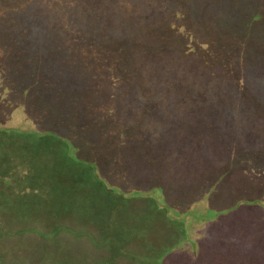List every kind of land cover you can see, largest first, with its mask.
I'll return each instance as SVG.
<instances>
[{"label": "trees", "instance_id": "trees-1", "mask_svg": "<svg viewBox=\"0 0 264 264\" xmlns=\"http://www.w3.org/2000/svg\"><path fill=\"white\" fill-rule=\"evenodd\" d=\"M37 1L36 6L41 5L45 9H31L30 12L31 15L39 17L41 32L38 46L39 49L42 46L45 53L44 55L42 51L43 75L47 68L55 67L58 69L54 74L60 79L57 83L62 86L77 85L69 82L72 78L69 73L76 74L79 69L77 63L72 62V57H79L88 48L91 49V45L96 42L103 43L104 45H100L104 51L106 48L109 50L111 46L121 47L123 43L131 41L143 44L142 48L136 44L131 78L123 79L117 85L118 93L114 98L109 97L104 89L107 115L111 114L110 106L114 102V115L125 109V120H130V117L143 119L146 114L145 120L157 123L164 120H181L185 129L195 122L206 124L203 127L199 125L202 140H197L193 132L188 130L189 133L184 135L185 138H190L187 139V144L176 134L177 122L167 125L171 137L166 140L167 146L164 144L160 151L165 154L163 161L166 173L173 178L164 179L162 183L165 185H172L170 180H174L177 175L182 188L185 187L187 182L184 184L182 175L178 174L184 166L186 169L194 168V173L186 172L187 178L197 175L201 181L200 185L207 187L215 172L232 171L224 168L231 166L229 164L232 163L227 162L229 158L243 162L245 158H249L245 153L248 150L258 151L260 147L264 151V146L261 147V142H258L263 139V128L256 123L257 120H264L260 113L264 108V0H252L253 3H258L255 10L249 6V0H48L47 6L44 0ZM186 8L192 14V21L198 25V31H194V26L189 25V21H184L182 12ZM170 14L175 16L171 21ZM146 26L152 29L148 32L134 31H143ZM257 26L262 27L260 33L255 30ZM217 32L226 33L224 36L231 38L228 45L246 48V55L242 57L236 54V51L225 50L219 46H226L227 43L222 41L223 38H217ZM206 34L208 36H204ZM199 37H204L206 42L203 45L200 43L199 48L193 47ZM27 40L33 42L32 38ZM204 45L206 51L202 54L200 50H204ZM209 49L212 51L208 52ZM141 50L142 52H138ZM219 52L221 57L216 56ZM104 55L106 62L116 56L111 52H105ZM117 57L120 65L117 62L108 64L105 76L97 75L94 83H91L94 88L103 87L105 78L110 79L112 74L119 72L120 67L123 69L121 65L125 63L124 57ZM233 71L236 74H233ZM90 79L93 81L92 77ZM120 93H123V97L131 99L124 108L120 106ZM103 119L105 120L104 116ZM5 136H8V132L0 133V142L6 139ZM52 144L57 149L58 146L61 148V145L65 148L61 150L66 156H60L67 165L74 164L80 167V170L86 166L88 176H84L85 183L90 182L96 189L106 193L107 200L112 204L120 199L128 202L132 197H151L155 201L151 208L157 213L159 220L154 221L157 217L150 215L147 207L143 206L135 213L139 217L142 214L150 216V233L147 234L146 226L145 234L140 235L134 232L135 226L121 225L116 226L120 229L113 235L109 228L100 223L101 219L73 220L62 218L63 215L57 213L46 214L39 208L38 202L28 201L29 197L35 196L34 192L10 198L9 190L1 186L7 175L3 168H0V264H170L172 256L178 257L174 264H194L193 260L197 256L202 257V264H234V261H225L219 246H214L208 252L197 244L195 250L181 246L183 239H176L172 235L174 228L170 223L163 221L164 216L159 213H164L171 220L170 212L188 216L190 212L176 211L167 200L166 193L160 195L161 202H157L155 192L158 190L161 194L164 191L163 185L156 186L153 183L146 190L136 191L131 188L127 196L116 188L106 187L105 179L99 174H94L93 168L97 163L92 153L96 151L91 144L80 140L76 145L70 139L58 138L55 132L53 138L46 141L42 147L48 150ZM67 145L71 146V151ZM88 145L91 149L86 148ZM192 146L198 148L189 150ZM231 152L236 155H231ZM236 174L233 177L239 182L254 179L260 182L261 186L264 185V175L258 174L252 165ZM175 189L173 186L169 190L172 203L176 202ZM245 192L246 190L243 193L224 191L223 198L239 195L241 197L237 196L239 198L235 200L236 205L249 203L250 200L244 198L249 197ZM37 197H41V194L38 193ZM117 207L118 205L114 208ZM230 210L232 207H224L218 211L210 208L208 213L220 216ZM184 217L177 219V223L185 222ZM194 218L187 220L188 223ZM155 224L158 230L153 228ZM167 230L172 231L170 239L156 244L151 235L156 236L159 231L164 233ZM121 241L124 244L132 242L130 244L135 247L129 251L125 246L120 247ZM68 243L73 244L74 249L76 245H81L79 255L85 256L67 259L66 256L72 252L62 251V245ZM218 243L224 245L222 241ZM109 244H116V247L106 248ZM202 251L207 253L202 254ZM176 253L179 256H176ZM260 256L258 253L248 259L251 256L247 255L248 260H245L237 252L236 264L260 263ZM190 258L193 260L187 261Z\"/></svg>", "mask_w": 264, "mask_h": 264}, {"label": "rangeland", "instance_id": "rangeland-1", "mask_svg": "<svg viewBox=\"0 0 264 264\" xmlns=\"http://www.w3.org/2000/svg\"><path fill=\"white\" fill-rule=\"evenodd\" d=\"M37 3V0H0V133L8 132V136H5L6 139L0 142V168H3V172L7 175V182L5 179L1 186L9 190L10 198L14 199L18 195L33 194L32 192H34L35 196L29 197L28 201L30 203L38 202L39 208L46 214L57 213L63 215L62 218L73 220L101 219L100 223L109 228L108 230L112 234L120 229L116 226L121 225L135 226L134 232L140 235L145 234L146 226L147 234L150 233L151 230H148L150 216L142 214L139 217L135 212L146 206L149 214L157 217V213L151 208V204L155 201L151 197L147 199L130 196L132 198L128 202H123L124 200L120 199L112 204L107 200L106 193L96 189V186L90 182L85 183L84 176H88L86 166L80 170V167H76L74 164L67 165L62 161L60 155L66 156V153L61 150V148L65 150L62 145L57 149L52 144L51 147L48 146L51 149L44 150L42 146L53 138L55 132L58 138L70 139L76 145L81 140L94 147V151L98 153H92L97 163L93 171L96 176L99 174L105 179L106 187L116 188L128 196V191L131 188L136 191L146 190L153 183L156 186L163 185L164 191L161 194L158 193V190L155 192L157 202L160 203V197L166 193L167 200L176 208V211L179 213L190 212V216L170 212L171 220L164 213H159V215L163 214V221L170 223L174 228L172 235L176 239H183L180 243L181 246L195 250L196 246L200 245L207 252L214 246H219L225 261H234V264L237 263L235 259L237 252L245 260L251 259L254 254L259 253L261 262L257 264H264V185L261 186L260 182L254 179L249 182H239L233 177V175H237V172L246 170L249 165H252L258 174L264 175V151L262 148L259 147L258 151L248 150L245 152L249 158H245L243 162H236L229 158L227 162L232 164L224 168L227 171H232L228 173L215 172L207 187L200 185L201 181L197 175L187 178L186 172L192 174L194 168L186 169L184 166L182 169L180 168L182 172L178 174H181L183 179L185 178L182 181L184 184L187 182V185L182 188L181 180L177 175L174 180H170L172 185H165L162 183L164 179L172 177L166 173L163 161L165 154L160 151L164 144L167 146L166 140L171 137L167 125L177 122L176 134L182 140L184 139V144H187V139L190 138H185L184 135L189 133L188 130L192 131L194 137L199 140L202 133L199 125L203 127L206 124L195 122L196 125L189 124L188 129H185L181 120H164L157 123L145 120L146 114L143 119L137 117L138 120H136L130 117V120H125L123 116L125 109L118 115H114V102L110 106L111 114L107 115L104 89L109 97L114 98L118 93L117 85L123 79L129 80L133 73L137 43L132 41L123 43L121 47L111 46L109 50L106 48L104 51L100 45L103 43L96 42L95 45H91V49L88 48L79 57H72V62H76L79 69L76 74L69 73L72 76L69 82L70 84L77 83L79 86H62L57 83L60 79L54 74L58 69L55 67L47 68L44 74L47 76H44L43 58L45 53L42 46L40 49L38 46L41 32L39 17L31 15L30 12L31 9L34 11L45 9L41 5L36 6ZM47 3L48 0H44L45 6ZM248 3L252 10L258 6V3H253L252 0H249ZM170 15L171 21L175 16ZM182 16L184 21H189V25L194 26V31L199 30L198 25L192 21V14L188 8L184 9ZM150 29L152 27L146 26L143 31L136 29L134 31L136 33L148 32ZM260 29L262 27L257 26L255 30L260 33ZM225 34L217 32V38H223L222 41L227 43L226 46H219L225 50L236 51V54L244 57L246 48L240 49L239 46L228 45L231 38L225 37ZM252 34L251 30L250 35ZM27 35H31V37L28 38ZM31 38L33 42L27 40ZM136 39L138 40V38ZM190 40L186 41V44ZM205 42L204 37H199L193 47L199 48V44L203 45ZM137 46L144 47L143 44H137ZM204 46V50H200L202 54H205L206 51V45ZM51 50L53 51L54 48ZM211 51V49L208 50V52ZM105 52L115 53L116 56L106 62ZM138 52H142V50ZM117 56L124 57L125 63L121 65L123 69L120 67L119 72L111 73L110 79L105 78L102 83L103 87L94 88L91 83H94L97 75L105 76L108 64L117 62L120 65ZM216 56L221 57V52ZM233 74L236 72L233 71ZM110 88L116 90L113 91ZM129 101H131L129 97H123V93H120V106L123 108L128 106ZM260 113L264 116V108L260 110ZM103 116L105 120H102ZM256 123L263 128L262 141H264V120H257ZM210 129L213 130L211 127ZM262 141L258 140L261 142V147L264 146ZM89 145L86 147L87 149H91ZM67 146L71 151V146ZM196 148L198 147L192 146L189 150ZM231 155L236 154L231 152ZM80 162L83 161L80 160ZM87 162L90 163V161ZM100 164L105 167H101ZM18 174L22 176L19 177ZM262 179L264 184V176ZM215 181L219 183L216 184ZM74 186L76 190H74ZM173 186L176 188L174 191L177 192L174 195L175 203L169 199V193L171 194L169 190ZM228 190L241 193L246 190L245 194L249 197L245 196L244 198L249 199L251 203L242 202L236 205L235 200L241 197L239 195H237L239 197L223 198V192ZM38 193L41 194V197H37ZM117 205L118 207L114 208ZM224 207H232V210L220 216L208 213L210 208L218 211ZM183 216L186 221L177 223V219H182ZM192 217L195 218L191 223H188L187 220H191ZM158 220L159 217L154 219V221ZM153 228L157 229L158 226L155 224ZM121 233L124 234V231ZM171 233L170 230L164 233L159 231L158 235L154 234L151 237L156 241V244H161L170 239ZM118 237L120 238L119 235ZM218 241H222L224 245H219ZM130 243L122 242L120 247L124 248L125 246L131 251L135 245ZM81 247V245H76V249H74L73 244H63L62 251L72 252L66 257L73 260L74 257L85 256L79 255ZM105 247L113 248L116 247V244H109ZM207 252L202 251L201 253ZM175 255L179 256L177 253ZM247 255L251 257L247 259ZM176 258L178 257L172 256L170 264H174ZM189 260L193 259L190 258L187 261ZM193 263L202 264V257L197 256Z\"/></svg>", "mask_w": 264, "mask_h": 264}]
</instances>
